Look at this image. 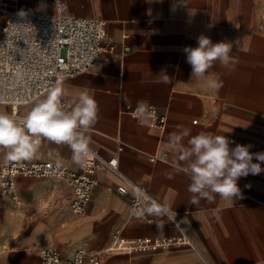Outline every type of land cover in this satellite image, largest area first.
<instances>
[{
  "label": "crops",
  "instance_id": "0c3cea01",
  "mask_svg": "<svg viewBox=\"0 0 264 264\" xmlns=\"http://www.w3.org/2000/svg\"><path fill=\"white\" fill-rule=\"evenodd\" d=\"M63 1L68 15L104 21L117 45L91 71L62 83L69 97L87 91L97 101L99 120L88 133L93 152L102 158L116 155L120 172L170 208L198 251L105 254L117 229L128 240L175 234L165 216H151V224L134 218L129 199L116 192L122 182L110 172L97 175L99 184L82 217L70 210L69 183L18 177L16 194L23 204L3 196L0 202V246L10 247L2 264H40V247H53L66 258L76 250L98 252L102 264H264V172L238 180L243 199L217 195L212 204L201 200L192 205L190 180L178 171L179 154L167 144L169 133L180 127L191 135H225L234 141L230 147L251 145L250 152H264V0H180L183 5L175 10L177 0ZM12 5V10L54 13L52 0H16ZM201 34L213 43L232 44L229 68L217 61L209 70L223 80L218 92L191 78L183 51L197 47ZM123 47L130 50L123 52ZM164 73L170 83L156 82ZM140 100L159 108L167 120L164 130L141 126L121 113ZM35 103L19 107V114H27ZM0 111L11 108L0 104ZM161 155L165 160L154 159ZM71 156L67 145L42 140L38 156L27 162H53L79 171ZM23 205L27 211L20 210Z\"/></svg>",
  "mask_w": 264,
  "mask_h": 264
},
{
  "label": "built area",
  "instance_id": "2783aa9c",
  "mask_svg": "<svg viewBox=\"0 0 264 264\" xmlns=\"http://www.w3.org/2000/svg\"><path fill=\"white\" fill-rule=\"evenodd\" d=\"M15 1L0 0V12L4 15V21L0 24V95L4 99L0 104L11 108L8 113L20 115L18 108L45 97L52 82L59 80L63 83L66 79L88 73L102 55L114 53L117 45L107 35L104 21L68 15L65 13L63 0H52L54 13L25 12L23 17L18 15L20 11L17 9L8 8ZM129 50L128 47H123V52ZM136 106L125 105L121 113L137 121L133 116ZM152 106L156 109V118L148 126L162 131L166 126V117L159 112V108ZM4 152L5 150L3 155ZM1 158L0 195L8 197L14 203L19 202L16 194L18 177L52 178L70 184V210L74 215L82 217L86 215L93 191L99 184L97 175L110 172L122 182L116 192L129 199L132 216L140 221L153 223L151 216L145 215L141 218L134 211L144 193L151 195L120 172V160L116 155L102 158L94 153L89 157L87 166L80 167L79 171L53 162L5 163L3 157ZM157 158L165 160V155L154 157ZM170 215L175 217L172 211ZM165 217L175 229L173 236L128 240L117 229L104 253H162L177 248H188L197 252L189 233L176 217L178 223L168 216ZM36 250L40 264H102V255L98 252L76 250L71 257L66 258L53 247H40Z\"/></svg>",
  "mask_w": 264,
  "mask_h": 264
},
{
  "label": "clouds",
  "instance_id": "9594fccd",
  "mask_svg": "<svg viewBox=\"0 0 264 264\" xmlns=\"http://www.w3.org/2000/svg\"><path fill=\"white\" fill-rule=\"evenodd\" d=\"M153 2L150 0L149 3ZM180 3L173 4V10ZM25 16L24 10L18 13ZM197 47H185L187 63L191 66V78L204 81L205 87L219 91L223 80L209 70L218 61L222 68H229L232 57V44L227 41L213 43L201 34L197 38ZM171 77L166 73L158 83H170ZM4 97L0 95V101ZM133 116L141 126H147L156 118V109L147 100L137 101ZM99 120L97 101L87 91L69 97L62 82L57 80L49 85L47 94L38 100L25 115L0 111V149H4V162L29 161L38 156L41 141L46 140L57 145H67L72 162L83 168L94 155L91 148L90 130ZM186 140V143H185ZM228 137L216 135L209 131L190 134V129L180 128L169 133L167 144L179 154L181 162L178 171L188 176V192L192 194L190 203L198 205L201 200L212 204L218 195L222 200L243 199L238 180L249 174L259 175L264 172V152L252 153L251 145L236 144ZM258 161L254 163L253 160ZM171 178V176H169ZM250 187V185H245ZM138 217L170 215V208L153 197L143 194L134 210ZM157 228L160 225L157 224Z\"/></svg>",
  "mask_w": 264,
  "mask_h": 264
},
{
  "label": "rangeland",
  "instance_id": "374dc122",
  "mask_svg": "<svg viewBox=\"0 0 264 264\" xmlns=\"http://www.w3.org/2000/svg\"><path fill=\"white\" fill-rule=\"evenodd\" d=\"M0 17H1V14H0ZM1 199H2V196L0 195V202H1ZM19 203L22 205L23 202L19 201ZM12 207V205H10ZM13 208L12 210H8L9 212V215H10V211H12V214H13ZM21 211H27V209L24 207L23 205V208L20 209ZM19 210H16L15 211V214L18 213ZM2 212H3V208H2V205L0 203V221L2 220ZM10 247L9 246H6V247H3L2 245L0 246V264H2V258L5 257V255L8 253Z\"/></svg>",
  "mask_w": 264,
  "mask_h": 264
},
{
  "label": "bare ground",
  "instance_id": "6f19581e",
  "mask_svg": "<svg viewBox=\"0 0 264 264\" xmlns=\"http://www.w3.org/2000/svg\"><path fill=\"white\" fill-rule=\"evenodd\" d=\"M12 6H13V5H12V3H11V4L8 6V8H9V9H12ZM13 209H14V208H13ZM10 215H13V214H12V211H10Z\"/></svg>",
  "mask_w": 264,
  "mask_h": 264
}]
</instances>
